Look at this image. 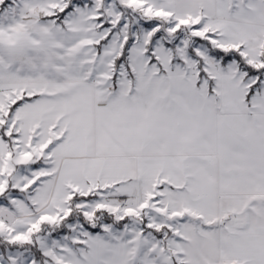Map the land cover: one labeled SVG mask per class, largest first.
Listing matches in <instances>:
<instances>
[{"label":"snow or ice","instance_id":"obj_1","mask_svg":"<svg viewBox=\"0 0 264 264\" xmlns=\"http://www.w3.org/2000/svg\"><path fill=\"white\" fill-rule=\"evenodd\" d=\"M0 264H264V0H0Z\"/></svg>","mask_w":264,"mask_h":264}]
</instances>
